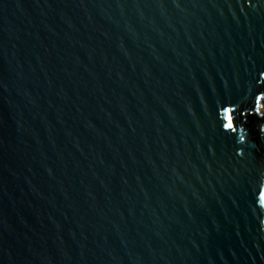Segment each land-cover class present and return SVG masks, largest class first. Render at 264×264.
<instances>
[{"label": "water", "instance_id": "95a60500", "mask_svg": "<svg viewBox=\"0 0 264 264\" xmlns=\"http://www.w3.org/2000/svg\"><path fill=\"white\" fill-rule=\"evenodd\" d=\"M0 264H264V0H0Z\"/></svg>", "mask_w": 264, "mask_h": 264}]
</instances>
